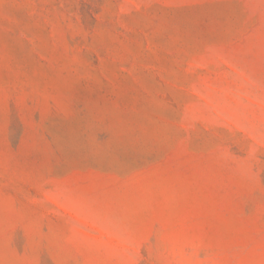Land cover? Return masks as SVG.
<instances>
[{
  "label": "rangeland",
  "instance_id": "rangeland-1",
  "mask_svg": "<svg viewBox=\"0 0 264 264\" xmlns=\"http://www.w3.org/2000/svg\"><path fill=\"white\" fill-rule=\"evenodd\" d=\"M0 264H264V0H0Z\"/></svg>",
  "mask_w": 264,
  "mask_h": 264
}]
</instances>
